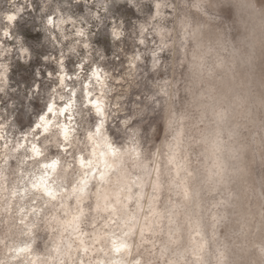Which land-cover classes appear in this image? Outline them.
<instances>
[{"label":"clouds","instance_id":"9594fccd","mask_svg":"<svg viewBox=\"0 0 264 264\" xmlns=\"http://www.w3.org/2000/svg\"><path fill=\"white\" fill-rule=\"evenodd\" d=\"M0 264H264V0H0Z\"/></svg>","mask_w":264,"mask_h":264}]
</instances>
